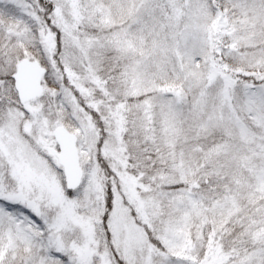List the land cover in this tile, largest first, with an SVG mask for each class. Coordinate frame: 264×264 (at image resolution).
<instances>
[{"label":"snow or ice","instance_id":"6c2138e0","mask_svg":"<svg viewBox=\"0 0 264 264\" xmlns=\"http://www.w3.org/2000/svg\"><path fill=\"white\" fill-rule=\"evenodd\" d=\"M0 264H264V0H0Z\"/></svg>","mask_w":264,"mask_h":264}]
</instances>
